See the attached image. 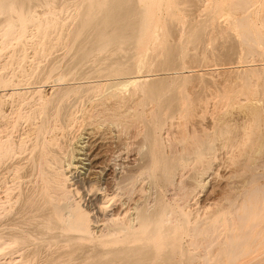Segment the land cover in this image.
<instances>
[{"label": "rangeland", "instance_id": "1", "mask_svg": "<svg viewBox=\"0 0 264 264\" xmlns=\"http://www.w3.org/2000/svg\"><path fill=\"white\" fill-rule=\"evenodd\" d=\"M36 1L0 14V264H125L130 251L121 249L135 243L110 228L131 224L136 207L159 206L172 232L146 242L154 251L147 264H171V255L177 264H264V0H247L242 20L237 0L128 1L116 12L125 11L127 36L135 33L129 44L112 24L102 28V0ZM160 158L177 160L176 171H162ZM51 159L62 160L69 179L58 232L83 239L27 233L22 243L15 235L33 229L27 199L39 198ZM99 192L107 198L95 199ZM122 204L126 215H117ZM78 206L90 213L83 231ZM242 240L230 260L225 250Z\"/></svg>", "mask_w": 264, "mask_h": 264}, {"label": "bare ground", "instance_id": "2", "mask_svg": "<svg viewBox=\"0 0 264 264\" xmlns=\"http://www.w3.org/2000/svg\"><path fill=\"white\" fill-rule=\"evenodd\" d=\"M33 0H31V1H29V0H0V14H1V17H3L5 14H7V12H8V15L7 16H10V10L12 9V6L14 5V7H15V4H17L18 3V5L20 6H24V8L26 9V10H28V8H29V11H30V9H32L31 8V6L29 7V5L30 4H32L31 2H32ZM38 2L40 1V0H37ZM36 1V2H37ZM41 1H43V0H41ZM40 1V2H41ZM46 1V0H45ZM96 1H98V0H96ZM106 1V0H105ZM118 1V0H117ZM115 2V4H117L116 6L117 7H110L109 6V0H108V2H106V3H103L104 1L102 0V2L100 1V4H98V2H97V6L95 7L96 9H101V13H99V15H100V17H101V19L102 20H100L101 21V23H100V21H99V18H97L98 17V14L96 13V15H95V13L93 14V16L92 15H90L91 14V12H90V14L88 13V15L89 16H92L93 18H94V16L96 17V21H99V23L101 24V26H102V28H105V26L106 27H109V26H107V25H110V24H112V26L114 27H116V29L119 31V34H121V32H122V34L121 35H119V34H117L116 36H118L119 35V37H120V39H122V40H124V39H127L128 37L130 38V37H132L133 36V34L135 35V33H133L132 34V36H127V31H128V28L131 26H127L126 25V22H123V19L121 18V17H123L122 15L125 13V11H124V13L122 14V12H120V14H122V15H120L118 12H116V11H118V10H121L120 8H123V6H124V8H125V6L127 5L126 3L128 2V1H130V3L131 2H134L133 0H126V2H125V0H119V2ZM121 1H122V3H125V5L123 4L122 6H121ZM249 1V0H248ZM248 1L247 0H237V5H238V7H239V10L240 9H242V13H240V15L241 14H243V12L245 11L243 8H247V5H248ZM252 1V0H251ZM88 2V1H87ZM92 2V1H91ZM94 2V1H93ZM111 3L113 2V0L112 1H110ZM33 3H35V2H33ZM48 4H49V2H47ZM114 3V2H113ZM235 3V2H234ZM234 3L232 4V5H234ZM251 2H249V4H250ZM91 4V3H90ZM94 4V3H93ZM93 4H92V6H93ZM108 4V5H107ZM115 4H112L113 6L115 5ZM118 4H120L119 6H118ZM129 4V3H128ZM33 5V4H32ZM37 5V4H36ZM85 5H86V3H85ZM111 5V4H110ZM111 5V6H112ZM135 5H137V4H135ZM235 5H236V3H235ZM234 5V6H235ZM236 5V6H237ZM28 6V7H27ZM35 6V5H34ZM86 6H88V5H86ZM95 6V5H94ZM109 6V7H108ZM234 6H233V9H234ZM16 7H17V5H16ZM22 7H20V8H22ZM90 7V6H89ZM129 7H130V9H132L131 7H134V9H136L135 8V6H131V5H129ZM138 7V6H137ZM238 7H236V8H238ZM83 8H84V6H83ZM250 8V7H249ZM14 10L15 9H18L19 10V8L17 7V8H13ZM12 9V10H13ZM88 9V8H87ZM92 9V8H91ZM93 9H94V7H93ZM96 9H95V12H96ZM98 9V10H99ZM103 9V10H102ZM114 9H117V10H115L114 11ZM126 9V8H125ZM129 8L127 7V9L126 10H128ZM24 10V9H23ZM22 10V11H23ZM26 10H24V12L27 14L28 13V11L26 12ZM89 10V9H88ZM122 10H124V9H122ZM235 10H237V9H235ZM244 10V11H243ZM249 9H247L246 11H248ZM92 11V10H91ZM240 11H238L237 12V15L239 14V12ZM13 12V11H12ZM11 12V13H12ZM23 12V13H24ZM128 12V11H127ZM126 12V13H127ZM135 12V11H134ZM2 13H3V16H2ZM22 12H21V16H22V14H23ZM24 13V14H25ZM87 13V12H86ZM85 13V14H86ZM25 14V16H27ZM128 14H130V12L129 13H127L126 14V16L128 15ZM246 14V13H245ZM244 14V15H245ZM248 14V13H247ZM12 15H14L13 13H12ZM19 15H20V13H19ZM83 15V14H82ZM102 15V16H101ZM131 15H133V14H131ZM130 15V16H131ZM240 15H239V17H240ZM24 16V15H23ZM22 16V17H23ZM25 16L23 17L24 19L23 20H25ZM86 16V15H85ZM89 16L87 17V19L89 18ZM243 15H241V20L244 18V16L242 17ZM246 16V15H245ZM0 17V18H1ZM6 17V16H5ZM90 18V19H88L89 21L90 20H92V21H88L87 19H85L84 21H86L85 23H87V21H88V23H92V24H94L93 22L95 21L93 18ZM131 17H133V16H131ZM239 17H236V20L239 18ZM247 17H249V16H247ZM12 18V17H11ZM128 18V17H127ZM127 18H125L126 20H127ZM130 18V17H129ZM239 18V19H240ZM5 19V18H4ZM199 19V18H198ZM238 19V20H239ZM2 20H3V18H2ZM7 20H10V17H7ZM7 20H3L2 21V23L1 24H3L4 22H5V24H7L8 25V21ZM11 20H13V19H11ZM22 20V19H21ZM83 20V19H82ZM81 20V21H82ZM94 20V21H93ZM134 20V19H133ZM133 20L132 21H130L131 23H133ZM241 20H239V23L241 22ZM250 20V18L248 19V21ZM96 21H95V24L94 25H96ZM125 21V20H124ZM128 21V20H127ZM235 21V20H234ZM12 22V21H11ZM14 22V21H13ZM237 22V21H236ZM235 22V23H236ZM84 23V24H85ZM127 23H129V21L127 22ZM234 23V24H235ZM239 23L237 24L238 26H239ZM130 24V23H129ZM128 24V25H129ZM241 24V23H240ZM249 24H251L250 22H249ZM10 25V24H9ZM79 25H80V23H79ZM89 25V27H91L90 26V24H87L86 26H88ZM99 24H98V22H97V25H96V27L98 26ZM2 26V25H1ZM83 26V25H82ZM100 26V25H99ZM111 26V25H110ZM134 26V25H133ZM205 26V25H204ZM241 26H242V24H241ZM244 26V25H243ZM242 26V27H243ZM79 27V26H78ZM80 27H81V25H80ZM84 27H85V25H84ZM96 27H95V29H96ZM236 27V29H239V28H237V26H235ZM240 27V26H239ZM249 27V26H248ZM87 27H85V28H83V29H86ZM99 28H101V27H99ZM98 28V29H99ZM197 28V27H196ZM80 29H82V28H80ZM88 29H90V28H88ZM107 29L108 28H106L104 31H107ZM112 29V28H111ZM198 30H199V27L197 28ZM244 29V28H243ZM251 29V28H250ZM200 30H201V27H200ZM240 30H242L241 29V27H240V29L238 30V31H240ZM245 30V29H244ZM88 30H86V32H87ZM94 32L93 33H95V30H93ZM96 31L98 32V30L96 29ZM113 31V30H112ZM85 32V31H84ZM85 32V33H86ZM108 32V31H107ZM203 32V31H202ZM202 32H200L201 34H202ZM241 32V31H240ZM244 32V31H243ZM242 32V33H243ZM82 33H83V30H82ZM82 33H79L80 35L82 34ZM92 33V34H93ZM200 33L198 32V34H199V36L200 37H202L203 36V34L202 35H200ZM245 33H246V30H245ZM245 33H243V36H241V38L242 37H244V35H245ZM248 33V32H247ZM84 34V33H83ZM101 34V33H100ZM105 35V33L103 32L102 33V35ZM197 34V35H198ZM249 34H251V33H249ZM95 35V34H94ZM93 35V36H94ZM109 35H111L110 33L108 34V36ZM251 35H253V34H251ZM90 36H92L91 34H90ZM100 36V35H99ZM114 36H115V33H114ZM258 36V35H257ZM96 37V36H95ZM255 37V36H254ZM261 37V36H260ZM260 37H257V40L260 38ZM99 37H97V39H98ZM244 38H246V39H250V38H247L246 36L244 37ZM244 38H242V39H244ZM256 38V37H255ZM254 38V39H255ZM262 38V37H261ZM79 39V37H78V35H77V40ZM96 39V40H97ZM100 39H102L101 37L99 38V43H100ZM104 39H105V37H104ZM109 39V41H112V40H110V37L108 38ZM108 39H107V36H106V40L108 41ZM117 39V37L114 39V41ZM253 39V37H252V40H254ZM96 40H94V42L96 41ZM106 40L104 41V40H102L101 41V43H100V45H99V43L97 42V44H98V46L100 47L101 46V48L102 47H106V46H108V43L109 42H106ZM131 40H133V38L132 39H128L127 41H123V43H127L128 42V44H129V42L131 41ZM261 40V39H260ZM89 41V40H88ZM118 41H120L119 39H117V42ZM249 41L250 40H248V43H249ZM113 42V41H112ZM122 42V41H121ZM246 42H247V40L245 41V44H246ZM255 42H256V40H255ZM103 43H106L105 45L103 44ZM115 43V42H114ZM113 43V44H114ZM119 43V42H118ZM254 42L252 41V44H253ZM257 43L258 42H256V45H257ZM259 43H262V42H260L259 41ZM97 44H96V46H97ZM101 44H103V45H101ZM111 45V44H110ZM255 45V44H254ZM253 45V46H254ZM91 46V45H90ZM95 46V48L94 49H92L91 50V52L93 53V51L94 50H96V48L98 47H96ZM126 46V45H125ZM248 46V47H247ZM260 47H261V44L259 45ZM114 47V46H113ZM246 47L247 48H249L250 46L247 44L246 45ZM251 48L252 49H254L253 47H252V45H251ZM261 48H263V47H261ZM81 49V48H80ZM98 49V48H97ZM84 50H85V48H84ZM251 50V49H250ZM255 50H257V49H255ZM260 50V49H259ZM106 51V50H105ZM258 51V50H257ZM263 51V50H262ZM262 51H259L260 52V55H261V53H262ZM79 52V51H78ZM82 52H83V50H82ZM87 52H90V51H87ZM90 52V53H91ZM95 52V51H94ZM112 52V51H111ZM253 52V54H252V56L255 54L254 53V51H252ZM258 52V53H259ZM81 55H82V53L81 52H79ZM176 53V52H175ZM178 53V52H177ZM257 53V54H258ZM173 54H174V52H173ZM264 54V53H263ZM78 55L79 54H77V58L76 59H80V58H84V57H79L78 58ZM86 55H87V53H86ZM85 55V56H86ZM259 55V54H258ZM260 55H259V57H260ZM174 57H175V55H173ZM178 56H179V53H178ZM177 56V57H178ZM255 56H257V55H255ZM86 58V57H85ZM101 58V57H100ZM170 60V59H169ZM177 60V59H176ZM261 60V59H260ZM85 60L83 59V62H84ZM80 62H82V60L80 61ZM174 62V61H173ZM173 62H171V64L173 63ZM260 62V61H259ZM60 64V63H59ZM246 64V63H245ZM244 64V65H245ZM257 64H259V63H257ZM262 64V63H261ZM77 65V64H76ZM248 65H250V64H248ZM247 65V66H248ZM256 65V64H255ZM173 66V65H172ZM243 66V65H242ZM246 66V65H245ZM251 66V65H250ZM257 66V65H256ZM261 66V65H260ZM259 66V67H260ZM58 68H59V66H57ZM109 67H110V65H109ZM168 67V66H167ZM180 67V66H179ZM255 67V66H254ZM164 68H166V67H164ZM171 68V67H170ZM178 68V67H177ZM247 68V67H246ZM249 68V67H248ZM247 68V69H248ZM251 68H252V66H251ZM256 69H257V67H255ZM167 69V68H166ZM166 69H164V70H166ZM256 69H253L252 71H254V70H256ZM176 70V69H175ZM181 70V69H180ZM245 70V69H244ZM249 70H250V68H249ZM259 70H261V69H259ZM157 71V70H156ZM242 71H243V69H242ZM246 71V70H245ZM248 71V70H247ZM251 71V70H250ZM251 71V72H252ZM160 72H162L161 71V69H160ZM164 72V71H163ZM166 72V71H165ZM172 72V71H171ZM181 72V71H180ZM244 72V71H243ZM251 72H250V74H251ZM175 73V72H174ZM173 73V74H174ZM246 73V72H245ZM248 73V72H247ZM259 73V72H258ZM160 74V73H159ZM176 74H178L177 73V71H176ZM183 74V77H184V73H182ZM186 74V73H185ZM249 74V75H250ZM254 74V73H253ZM156 75V74H155ZM163 75V74H162ZM165 75V74H164ZM170 75H172V74H170ZM175 75V74H174ZM244 75V74H243ZM242 74H241V76H243ZM260 75V74H259ZM263 75V74H262ZM159 76V75H158ZM261 76V75H260ZM130 77V76H129ZM165 77H166V75H165ZM186 77H187V75H186ZM245 77V76H244ZM126 78V77H125ZM172 78V77H171ZM261 78V77H260ZM112 79V78H111ZM111 79H110V81H111ZM129 79V78H128ZM127 79V80H128ZM131 79H133V78H130V80ZM246 79V78H245ZM263 79H264V76H263ZM129 80V81H130ZM172 80V79H171ZM122 81V80H121ZM120 81V82H121ZM134 81V80H133ZM132 80H131V82H133ZM119 82V81H118ZM119 82V83H120ZM130 82V83H131ZM155 82H156V84H157V80H155ZM169 82V81H168ZM172 82V81H171ZM177 82V81H176ZM114 84H116V85H118V83H114ZM120 84H127V81H124V83H123V81H122V83H120ZM132 84V83H131ZM130 84V85H131ZM156 84H155V86H156ZM159 84V83H158ZM171 85V84H170ZM112 87H113V85H112ZM114 87H116L115 85H114ZM118 87V86H117ZM262 87L264 88V86L262 85ZM169 88V87H168ZM107 92V91H106ZM263 92V91H262ZM53 94V93H52ZM4 95V94H3ZM126 96V95H125ZM110 97V96H109ZM44 98V97H43ZM108 98V97H107ZM125 98H123V100H124ZM107 100V99H106ZM105 100V101H106ZM122 100V101H123ZM138 100V99H137ZM116 101V100H115ZM118 102H120V101H118ZM169 102V101H168ZM104 103V102H103ZM102 104V103H101ZM114 104V103H113ZM112 104V105H113ZM120 104V103H119ZM136 104V103H135ZM96 105V104H95ZM109 105H111V104H109ZM184 105V104H183ZM102 106V105H101ZM104 106V105H103ZM115 106V105H114ZM120 106V105H119ZM128 106V105H127ZM182 106V105H181ZM135 107H137L136 105H135ZM123 108V107H122ZM117 109V108H116ZM129 109V111H130V108H128L127 107V110ZM96 110V109H95ZM134 111L133 112H135L136 110L135 109H133ZM140 110V109H139ZM118 111V110H117ZM106 112V111H105ZM113 112V111H112ZM110 113V112H109ZM117 113V112H116ZM131 113V112H130ZM164 113V112H163ZM108 114V113H107ZM114 114H115V112H114ZM123 114V113H122ZM126 114H127V112H126ZM128 115V114H127ZM135 115V114H134ZM112 116V115H111ZM115 116V115H114ZM122 116H124V115H122ZM117 117H119V116H116V118ZM114 118V117H113ZM121 118V117H120ZM1 119V118H0ZM23 119V118H22ZM106 119V118H105ZM112 119V118H111ZM106 121V120H105ZM107 123V122H106ZM116 123V122H115ZM114 123V124H115ZM98 124V123H97ZM95 125V124H94ZM115 126H117V124L115 125ZM158 126V125H157ZM84 130V129H83ZM137 131V130H136ZM140 130H138V132H139ZM91 132V131H90ZM142 132V131H141ZM159 133V132H158ZM133 134H135V133H133ZM141 134V133H140ZM138 135V134H137ZM136 135V136H137ZM134 136V135H133ZM138 137H139V135H138ZM136 138V137H135ZM137 144V143H136ZM134 146V145H133ZM124 148V147H123ZM132 148V147H131ZM198 149V148H197ZM121 150V149H120ZM129 150V149H128ZM125 151H127V149L125 150ZM120 152V151H119ZM132 155V154H131ZM172 155V154H171ZM190 157V156H189ZM53 159V158H52ZM51 159V160H52ZM56 160V161H55ZM52 161H54V165L53 166H55V167H53L52 169H53V172L52 171H50V172H52L51 174L49 173H47L46 174V176H45V186L43 187V191L42 192H40V196H39V198H33V197H31L30 199L28 198L27 199V202H26V207H27V210H28V212H30L32 215H31V217L30 218H28V220H27V222L32 226V228L33 229H31L30 231H21V234L20 235H15V237H17L18 238V241H20V242H22V243H24V242H27V241H29V239H28V237H26V236H24L23 234H29V233H34V234H39V235H43V237L44 236H46L48 239H53V240H60V239H64L63 241L65 242V239H68V238H70L72 241L73 240H75L76 241V239H77V237L78 238H80V239H83V238H81V237H79V236H74V237H72V236H70L69 235V233H68V235H66V236H64V235H62V233H60L59 234V230L62 228V226L60 227L59 226V219L61 218V220H62V218H63V220H64V215H65V213H67V212H65L64 213V211L66 210V206L65 205H62L61 203H64L65 201H66V199H67V197H68V192L66 193V186H67V184L69 183V179H68V176H67V171L65 170V168H64V166L62 165V160L59 162V165H58V163H56L57 162V159H54V160H52ZM74 161V160H73ZM162 161L163 160H161V158H160V162L162 163ZM47 162H49V161H47ZM46 162V163H47ZM72 162V161H71ZM132 162V161H131ZM131 162H129V163H131ZM138 162V161H137ZM45 163V164H46ZM135 163V162H134ZM6 164V163H5ZM44 164V165H45ZM137 164V163H136ZM47 165H50V163L49 164H47ZM46 165V166H47ZM131 166V165H130ZM128 167V166H127ZM43 168H45V167H43ZM49 168V167H48ZM178 168V162H177V160H173V159H171V160H169V161H167V160H165L163 163H162V171H164V172H166V174H170V173H172V172H174V171H176V169ZM50 169H51V167H50ZM49 169V170H50ZM51 169V170H52ZM48 170V171H49ZM73 170V169H72ZM147 170V169H146ZM47 171V170H46ZM45 171V172H46ZM44 172V171H43ZM144 173H146V172H144ZM45 174V173H44ZM73 175V174H72ZM159 175V174H158ZM147 176H148V174H147ZM160 176V175H159ZM43 177V176H42ZM138 178V177H137ZM86 180V179H85ZM118 181V180H117ZM26 183V182H25ZM130 183H131V181H130ZM162 186V185H161ZM118 187V186H117ZM169 187V186H168ZM108 188V187H107ZM162 188V187H161ZM160 188V189H161ZM260 190V189H259ZM115 194V193H114ZM70 195V194H69ZM83 196V195H82ZM102 197L101 199H106L107 198V196H106V194L105 193H98V194H96L95 195V199H98L99 197ZM70 197V196H69ZM172 197V196H171ZM111 198H113L114 199V197H111ZM173 198H174V196H173ZM71 199V198H70ZM144 199V198H143ZM171 199V198H170ZM64 200V201H63ZM119 200V199H118ZM61 201H63V202H61ZM69 200H67V202H68ZM127 201V200H126ZM138 201V200H137ZM140 201V200H139ZM109 202H110V200H109ZM131 202V201H130ZM142 202V201H141ZM71 203V202H70ZM70 203L68 204H66V205H70ZM153 203V202H152ZM74 204V203H73ZM100 204H101V202H100ZM104 203H102V205H103ZM109 204V203H108ZM137 204V203H136ZM75 205V204H74ZM102 205H99L100 207H99V209H100V211L102 210V207H104V206H102ZM105 205V204H104ZM72 206V205H71ZM77 206V205H76ZM123 206H124V204H122V207H120L119 209H117V211H114V212H116L117 213V215L118 214H121V216H122V214L124 213L125 214V211H126V209H123ZM129 206V205H128ZM173 206V205H172ZM181 206V205H180ZM70 207V206H69ZM74 207V206H73ZM131 207V206H130ZM134 207V206H133ZM235 207V206H234ZM233 207V208H234ZM72 208V207H71ZM78 209L77 210H79V215H80V213H81V217L80 216H77V212H75L74 211V213L72 212V211H69V214H70V216L72 215V216H74V214H76L75 216H74V224H76L78 227H81L80 229L82 230V228L84 227V226H86V223H84L85 221H83L82 220V218L84 217V219H86L85 217L86 216H88V215H90V213L85 209V210H83L80 206H78L77 207ZM110 208V207H109ZM69 209V208H68ZM104 209H106V208H104ZM70 210V209H69ZM68 211V210H67ZM133 211V210H132ZM168 210H167V208L165 207V206H159L158 208H155V209H152V211H150V210H147V211H145L144 209H140V208H138V207H136L135 208V217H134V219L133 220H131V224L130 223H126V225L125 224H122V225H120V226H114L112 229L110 228V231L112 232H110V235H114V234H116V233H121V234H123V241L126 243V241H128V240H132V242H134L135 243V245L134 246H127V247H125V248H122L121 250H123V249H125V251H127V250H129L130 252H131V254L132 255H130L128 252V259L126 260V262H124L125 264H147L148 262H149V260L151 261L152 259L150 258L149 259V255H150V257L152 256L153 257V254H151V253H153L154 251L152 250V246L150 245V246H146L147 245V243L150 241V240H152V239H154V238H156L157 236H158V234H159V232L161 231V234H163V235H165V234H170L171 232H172V228H170V227H165L164 225H165V219H164V216L166 215V212H167ZM234 213L233 214H235V216H236V214H237V212L236 211H233ZM236 212V213H235ZM115 213V214H116ZM127 213V212H126ZM169 213H170V211H169ZM168 213V214H169ZM114 214V215H115ZM68 215V214H67ZM66 215V216H67ZM113 215V216H114ZM126 215V214H125ZM66 216H65V218H66ZM71 216V217H72ZM108 218H111L112 216H110L109 215V213H108ZM29 217V216H28ZM115 217H117V216H115ZM231 218H234V219H236V217H232L231 216ZM239 218V219H238ZM27 219V218H26ZM73 219V218H72ZM174 219V218H173ZM237 219L238 220H240L241 219V217L239 216V217H237ZM25 220V219H24ZM66 220H67V218H66ZM66 220L64 221L65 223H66ZM69 220H70V218H69ZM69 220L67 221V223L69 222ZM108 220H110V219H108ZM111 220H113V219H111ZM242 220V219H241ZM62 222V221H61ZM103 222V221H102ZM184 222V221H183ZM230 222H231V220H230ZM64 223V224H65ZM73 223V222H72ZM87 223H89V222H87ZM106 223V222H105ZM163 223H164V225H163ZM182 223V222H181ZM69 224V223H68ZM70 224H71V221H70ZM120 224V223H119ZM105 225V224H104ZM217 226H218V224H216ZM65 226H67L66 224H65ZM76 226V227H77ZM90 226V225H89ZM212 226V225H211ZM210 226V228H214V227H211ZM69 227H71V226H69ZM105 227H106V225H105ZM209 227V226H208ZM63 228H64V226H63ZM66 228V227H65ZM210 228H209V230L208 231H211L210 230ZM77 229V228H76ZM79 229V228H78ZM80 229H79V231H80ZM86 229V228H85ZM207 229V228H206ZM26 230V229H25ZM84 230V229H83ZM82 230V231H83ZM103 230V229H102ZM107 230V229H106ZM194 232H196L197 233V231L199 230V229H192ZM203 231H204V229H202ZM213 230V229H212ZM86 231V230H85ZM192 231V232H193ZM83 233H85V232H83ZM98 233V232H97ZM199 233V232H198ZM214 232H212V234H213ZM86 234H89V232L88 233H86ZM91 234V233H90ZM208 234V233H207ZM211 234V233H210ZM38 235V236H39ZM68 236V237H67ZM166 236V235H165ZM204 236H205V234H204ZM207 236V235H206ZM12 237V236H11ZM83 237V236H82ZM208 237H210V235L208 236ZM3 238V237H2ZM14 238V237H13ZM17 238H14L16 241H17ZM41 238V237H40ZM73 238V239H72ZM76 238V239H75ZM84 238H86V237H84ZM87 238H89V237H87ZM197 238V237H196ZM13 239V240H14ZM44 239H46V238H44ZM90 239V238H89ZM206 239H209V238H206ZM1 240V239H0ZM22 240V241H21ZM37 240H39V239H37ZM41 240V239H40ZM70 240V241H71ZM79 240V239H78ZM84 240H86V239H84ZM203 240V239H202ZM6 241V240H5ZM46 241H47V239H46ZM50 241V240H49ZM48 241V242H49ZM62 241V242H63ZM69 241V240H68ZM68 241H66V242H68ZM96 241V240H95ZM121 241V240H120ZM153 241V240H152ZM244 240H242V243L240 242V243H237V244H232L231 246H229V247H227V249L225 250V254L228 256V258L230 259V260H235L236 258H238L240 255H241V253H240V250H241V247L244 245V243L245 242H243ZM20 242H18V243H20ZM61 242V241H60ZM147 242V243H146ZM50 243V242H49ZM109 243V242H108ZM83 244V243H82ZM127 244V243H126ZM144 244V245H143ZM37 245H39V243L37 244ZM81 246V245H80ZM205 246V245H204ZM203 246V247H204ZM41 247V246H40ZM148 247V248H147ZM78 248V247H77ZM81 248V247H80ZM127 248H129V249H127ZM116 249V248H115ZM127 249V250H126ZM148 249H151L152 251H148ZM203 249V248H202ZM120 250V251H121ZM186 250V249H185ZM116 251H118L119 252V250H116ZM115 251V252H116ZM255 251V250H254ZM258 251V250H257ZM75 252V251H74ZM105 252V251H104ZM117 252V253H118ZM124 252V250L122 251V253ZM71 253V252H70ZM78 253V252H77ZM114 253V252H113ZM112 253V255H114V258L116 257L115 256V253L113 254ZM120 254H122L121 252H119ZM126 253V254H127ZM75 254V253H74ZM123 254H125V252L123 253ZM256 254V253H255ZM111 255V256H112ZM117 256H118V258H115V260L116 259H120L119 257L121 256H119V254H116ZM252 255H254V254H252ZM258 255V254H257ZM76 256V255H75ZM127 256V255H126ZM130 256V257H129ZM169 255H167V257H168ZM57 257V256H56ZM100 257V256H99ZM98 257V258H99ZM113 257V256H112ZM166 257V256H165ZM165 257H164V259L163 260H166L167 259V257H166V259H165ZM249 257V256H248ZM252 257V256H251ZM256 257V256H255ZM259 257V256H258ZM173 258L174 257H172V255L169 257V260H170V263L171 264H174L175 262H176V264H177V262L178 261H173ZM250 258V257H249ZM121 259H122V256H121ZM149 259V260H148ZM60 260V259H59ZM68 260V259H67ZM111 260H112V258H111ZM160 260V259H159ZM185 260V259H184ZM244 260V259H243ZM246 260V259H245ZM250 260V259H249ZM254 259H252V261H253ZM56 261V260H55ZM110 261V260H109ZM148 261V262H147ZM158 261V260H157ZM167 261V260H166ZM165 261V262H166ZM240 261V260H239ZM257 261V260H256ZM50 262V261H49ZM164 262V263H165ZM169 262V261H168ZM241 262H243L242 260H241ZM245 262V261H244ZM250 262V261H249ZM248 262V263H249ZM247 263V262H246ZM246 263H244V264H246ZM166 264V263H165ZM169 264V263H168ZM180 264H181V262H180ZM241 264V263H240Z\"/></svg>", "mask_w": 264, "mask_h": 264}]
</instances>
